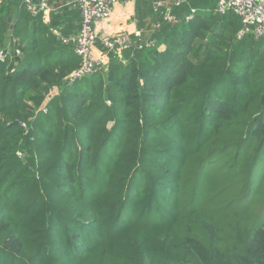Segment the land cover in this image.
<instances>
[{"label": "trees", "instance_id": "obj_1", "mask_svg": "<svg viewBox=\"0 0 264 264\" xmlns=\"http://www.w3.org/2000/svg\"><path fill=\"white\" fill-rule=\"evenodd\" d=\"M217 1L68 84L78 12L0 0V264H264V39Z\"/></svg>", "mask_w": 264, "mask_h": 264}, {"label": "built area", "instance_id": "obj_2", "mask_svg": "<svg viewBox=\"0 0 264 264\" xmlns=\"http://www.w3.org/2000/svg\"><path fill=\"white\" fill-rule=\"evenodd\" d=\"M142 1H151L153 13L161 19L153 21L149 29L141 25L137 15L138 3ZM186 4L188 0H66V6L80 15V29L70 38L62 37L58 30L51 31L63 44L73 45L81 63L77 70L65 78V82L73 84L98 73H107L111 57L124 62L128 51L154 48L157 45L154 35L163 25L179 24L181 19L174 12ZM23 5L33 17L41 16L45 24L50 23L52 8L46 1L25 0ZM117 6L129 10L126 24L131 28L130 31H110L109 21ZM197 12L198 9L192 8L185 19L192 20ZM216 13H233L240 19L242 27L238 33L239 39L248 35L256 40L264 39V0H218ZM14 53L10 47L0 48L3 65L10 58L21 55L19 49Z\"/></svg>", "mask_w": 264, "mask_h": 264}, {"label": "crops", "instance_id": "obj_3", "mask_svg": "<svg viewBox=\"0 0 264 264\" xmlns=\"http://www.w3.org/2000/svg\"><path fill=\"white\" fill-rule=\"evenodd\" d=\"M24 1L25 0H15V6H16V4H20V3L22 4ZM35 1L36 2L46 1L50 5V7L52 8V12L50 15V18H51L50 22L52 20V14L53 13H62V10L64 8L67 9L69 14H77L75 11L71 10L70 8H68L66 6V0H35ZM15 16H16V12L13 15V17L11 18L12 25L15 22ZM128 17H129V10L125 9L121 6H117L115 11H114V15H113L112 19L109 21L110 31H115V32L130 31L131 28H129L126 24ZM79 22H80V20L78 22H75V24L77 26H79ZM146 25H147V23H146ZM13 43L15 44L16 40H12V31L10 30L8 32V35H7V41H6L5 47H10V48L12 47L13 48Z\"/></svg>", "mask_w": 264, "mask_h": 264}, {"label": "rangeland", "instance_id": "obj_4", "mask_svg": "<svg viewBox=\"0 0 264 264\" xmlns=\"http://www.w3.org/2000/svg\"><path fill=\"white\" fill-rule=\"evenodd\" d=\"M12 48V47H11ZM13 50V49H12ZM79 60H80V58H79ZM80 62H81V60H80ZM108 73V72H107ZM104 75V74H103ZM64 86H65V84L64 85H62L60 88H56V89H54V90H52V91H50L48 94H47V96H46V102L44 103V105L41 107V109H45L46 107V105L48 104V102L53 98V97H56V96H58L59 94H60V92L63 90V88H64ZM108 104H110V102H108ZM109 118V116L107 117V119ZM111 122H113V123H115V121H111ZM13 124V123H12ZM11 124H9L8 126H10ZM112 123H108L107 124V129L108 130H110L111 128H112ZM7 126V127H8ZM18 155H19V157H21V158H23V154L22 153H18Z\"/></svg>", "mask_w": 264, "mask_h": 264}, {"label": "water", "instance_id": "obj_5", "mask_svg": "<svg viewBox=\"0 0 264 264\" xmlns=\"http://www.w3.org/2000/svg\"><path fill=\"white\" fill-rule=\"evenodd\" d=\"M1 66H3V63H2V61L0 60V67H1ZM12 125H19V121L14 122V123L11 124L10 126H12ZM10 126H8V127H10Z\"/></svg>", "mask_w": 264, "mask_h": 264}]
</instances>
